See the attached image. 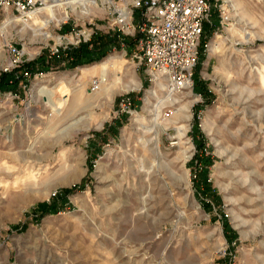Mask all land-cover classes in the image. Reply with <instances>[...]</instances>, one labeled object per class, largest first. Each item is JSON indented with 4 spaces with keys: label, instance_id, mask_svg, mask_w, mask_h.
Listing matches in <instances>:
<instances>
[{
    "label": "rangeland",
    "instance_id": "obj_1",
    "mask_svg": "<svg viewBox=\"0 0 264 264\" xmlns=\"http://www.w3.org/2000/svg\"><path fill=\"white\" fill-rule=\"evenodd\" d=\"M210 2L194 76L208 94L175 99L148 81L133 38L119 45L96 5L70 9L62 26L42 18L49 10L10 25L9 39L38 59L61 45L65 25L93 22L91 48L112 49L76 68L39 64L18 93L0 91V264H264V0ZM2 56L0 68L11 58ZM95 77L106 80L97 93ZM164 99L175 104L170 119ZM65 189H75L66 204ZM56 197L58 213L37 211Z\"/></svg>",
    "mask_w": 264,
    "mask_h": 264
},
{
    "label": "built area",
    "instance_id": "obj_2",
    "mask_svg": "<svg viewBox=\"0 0 264 264\" xmlns=\"http://www.w3.org/2000/svg\"><path fill=\"white\" fill-rule=\"evenodd\" d=\"M79 1L82 0H0V62L5 52L11 57L10 61L1 66L0 78L3 73L16 71L17 77H22V81H26V78L34 75V68L39 65L40 58L44 59V63L50 64L56 60L58 63L69 66L74 61L72 51L82 44L90 45L94 36L98 35L93 22H89L90 27L86 26L84 32L70 29L63 33L61 30L62 34H66L58 37L61 45L51 49L49 54L44 53L38 59L41 51L34 54L25 52V48L20 49L9 39L10 26L7 19L29 21L33 16L41 14L40 12L48 5L58 9L61 5L76 4ZM94 1L98 3L100 11L104 10L107 11V15L110 14L111 19L107 28L108 31L117 32L119 45L125 44L126 37L133 38L132 59L145 69L151 84H164L165 97L171 96L175 99L189 91L193 94L195 72L207 39L206 28L211 24L210 0ZM68 11L69 16L64 21L57 22L49 15L42 18L49 21V26L51 24L62 26L71 20L72 11L70 8ZM62 15L63 13H56L57 19H60ZM86 16L96 17L92 13ZM66 40L67 42L64 43ZM26 55L28 59H25ZM32 63H37L34 68L29 67ZM42 76H44L43 72L36 74V78H42ZM103 82L100 77H95L91 83L92 90L99 91ZM1 98L0 94V100ZM164 103L168 105L165 108L164 117L170 119L173 116L172 110L175 104L165 99ZM120 106L130 114L134 112L133 101L129 97L121 99ZM225 217L229 216L226 214Z\"/></svg>",
    "mask_w": 264,
    "mask_h": 264
},
{
    "label": "trees",
    "instance_id": "obj_3",
    "mask_svg": "<svg viewBox=\"0 0 264 264\" xmlns=\"http://www.w3.org/2000/svg\"><path fill=\"white\" fill-rule=\"evenodd\" d=\"M216 18L217 19L214 20V25L219 24L218 14ZM69 30L70 28L68 26H65L62 29V32L66 33ZM209 31H210V28L207 27L206 33H208ZM110 46H111V41L102 42L98 46L93 47V48H91L90 45H87V44L80 45V47L72 51V56L74 58V61L70 63L69 67L76 68L79 66H84V65H89L92 63L100 62L108 55V52L112 49V48L110 49ZM202 59H203V55H201L200 57L199 64L201 63ZM36 64L37 63H32L29 65V67L34 68ZM38 64H44V59L40 58V60L38 61ZM198 70L199 68L197 67L195 76L198 73ZM21 81H22V77H17L16 71L3 73L0 78V91L3 93H6V92L18 93L20 90ZM194 91L196 94H199V95L208 94L203 84H200V83H197V84L195 83ZM204 156L202 157L203 159L201 163H204L205 166L210 165V163L212 162L210 160V157L206 156V154ZM201 182L205 186V190L210 191L211 186H210V183L208 182V179L207 178L204 180L202 179ZM74 190L75 189H65L62 191L61 197H62V200L64 201V204H66L67 196L71 194ZM59 201H60L59 197H56L53 199L52 203L39 205L37 208V211L39 213H44V214L45 213L56 214L59 212V209H60ZM225 226L227 229L230 228L228 224H225Z\"/></svg>",
    "mask_w": 264,
    "mask_h": 264
},
{
    "label": "bare ground",
    "instance_id": "obj_4",
    "mask_svg": "<svg viewBox=\"0 0 264 264\" xmlns=\"http://www.w3.org/2000/svg\"><path fill=\"white\" fill-rule=\"evenodd\" d=\"M95 5H96V7H99V5H98V3L96 2V1H87V0H82V1H79L78 3H76V4H65V5H61V6H59L58 7V9H55V8H53V5H48L44 10H49V14H50V17L54 20V18H55V20L57 19V17H56V14H55V11L57 12V10H59L58 12H60L61 10H63V9H68V8H70V9H74V8H76V9H79V8H82V10H83V13H88V7H95ZM44 10H42V11H44ZM57 12V13H58ZM8 20V25L10 26L13 22H16L17 20H19V19H11V18H8L7 19ZM19 21H22V20H19ZM24 24L26 23V21H22ZM49 22V21H48ZM108 64V62L106 61V62H103V63H101V64H97V65H94L93 66V70L95 69V70H97L98 68H102V67H104V66H106ZM83 71H85V70H83ZM87 71V70H86ZM102 79V78H101ZM104 82L102 83V86H101V89H102V87H103V85L106 83V80L105 79H102ZM134 80V79H133ZM134 82H135V80H134ZM156 85H158L161 89H163V88H165V85L164 84H161V83H157ZM101 89H100V91H101ZM104 89H106V88H104ZM103 89V90H104ZM134 89H137L136 88V86H135V88ZM112 90V89H111ZM94 93H97V92H94ZM99 93V92H98ZM190 94H188L187 96L188 97H190L189 96ZM98 96V95H97ZM171 99V96H168V99ZM197 100V99H196ZM195 100V101H196ZM187 111H189V106L187 107V108H185ZM139 120V118H136V120L135 121H138ZM149 132H152V130H149ZM151 143V141H144L143 142V144H145V145H148V144H150ZM154 150V152L155 153H157V149H153Z\"/></svg>",
    "mask_w": 264,
    "mask_h": 264
}]
</instances>
